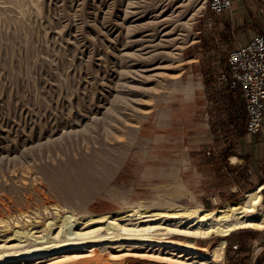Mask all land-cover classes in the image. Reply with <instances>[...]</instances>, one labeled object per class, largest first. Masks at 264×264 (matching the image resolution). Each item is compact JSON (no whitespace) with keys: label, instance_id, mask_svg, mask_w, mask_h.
<instances>
[{"label":"rangeland","instance_id":"1","mask_svg":"<svg viewBox=\"0 0 264 264\" xmlns=\"http://www.w3.org/2000/svg\"><path fill=\"white\" fill-rule=\"evenodd\" d=\"M238 6L233 0L215 15L206 0H0V242L11 249L0 264H182L134 254L127 238L26 253L51 242L33 236L20 242L14 227L42 236L47 223L35 215H49L44 206L54 203L85 215L140 202L162 208L196 200L211 209L242 202L247 190L264 185L255 136L245 129L231 136L216 125L218 138L211 143L190 100L200 66L191 48L201 41L219 44L223 66L229 51L249 40L238 38L248 35L247 22L219 25ZM181 144H213L207 155L214 174L194 175L188 154L177 151ZM109 154L118 159L112 172L81 185L84 195L96 179L95 192L83 199L57 190L61 171L73 175L76 162L96 172L95 165ZM262 192L264 201V187ZM173 238L191 239L208 252L222 236L174 233L154 241L150 252L174 250ZM225 238L224 263L264 264V228H240ZM147 243L135 245L145 249Z\"/></svg>","mask_w":264,"mask_h":264},{"label":"bare ground","instance_id":"2","mask_svg":"<svg viewBox=\"0 0 264 264\" xmlns=\"http://www.w3.org/2000/svg\"><path fill=\"white\" fill-rule=\"evenodd\" d=\"M114 112L115 111L112 113ZM106 116H108V114ZM113 117L117 118L118 116ZM116 159L117 156L113 154L103 156L99 160V163L95 165V167L98 168L96 172L90 171L82 163L76 164L75 162V172L73 175L63 174L64 170L58 175L61 178L56 180L57 190L66 198H70L75 193H78L81 196V185H83L91 177L99 178L100 182L102 180L101 175H107L109 172H112ZM236 159H238V157L233 155L232 160ZM71 172L72 171H70V173ZM99 182H97L96 179L92 180L90 183L91 185L85 190V194H82V198L84 199L86 197V193L88 195L95 192L99 187ZM263 187V184H259L247 190L242 202L237 201L211 209L204 207L196 200H193L191 205L180 204L176 202H171L166 205L162 203V205H164L162 208H159L156 205L150 207L149 204L140 202L132 204L128 206V208L116 210L114 212L96 215L86 211L84 213H89V215H85L81 212L78 213L69 207L59 205L57 203H52L53 205L50 206L49 203L50 209L43 205L44 209H46L44 212H47L49 215L43 216L41 213H38L39 215H35V217L38 218L37 221L40 224L44 225L47 223V226L42 227V230L47 231L46 233H43L42 236L36 235L35 231H32L31 229L17 228L16 226L14 228L20 242L24 240V236H33L35 239L43 237L46 239V242H51V244L44 246H34L33 248L25 251L26 253H42L57 248H66L70 245H95L105 238H127L131 242L130 249H135V252H133L134 254L158 256L161 259L172 263L226 264L224 263L225 247L227 243L225 236L240 228H264ZM27 214L25 215L29 217L30 214ZM55 217H60L58 219L60 222ZM16 218L17 217H14L17 224L19 219L16 220ZM127 221H131L132 225H128ZM93 223H97V226L87 230L86 226H89ZM53 225H56L58 230L53 237H50L48 235L51 234ZM174 233L185 235L190 238L209 237L213 234H218L222 236V239H220L212 247V249L208 250V252L198 250L199 246H197L195 241L191 239L181 240L174 238L170 240V242L176 246L174 250L169 252H157V250H153L150 252L151 249H149V247L152 246L154 241L157 239H165L167 236H170ZM59 236H62V238L59 241H54L55 237ZM141 241L148 242V245L145 249L135 245ZM1 244L2 243L0 242V259L6 256L5 251L11 250L10 248L3 247ZM15 249L16 248H14V251ZM126 253H132V251H128ZM62 259H67V256L66 258ZM59 262L60 260H56L51 264H57ZM80 262L81 260L79 263ZM76 264H78V262ZM85 264H87V262Z\"/></svg>","mask_w":264,"mask_h":264},{"label":"crops","instance_id":"3","mask_svg":"<svg viewBox=\"0 0 264 264\" xmlns=\"http://www.w3.org/2000/svg\"><path fill=\"white\" fill-rule=\"evenodd\" d=\"M239 4L238 7L232 9L230 14H226L223 17V21L219 23V25L224 26V24L228 23H239V22H247V29L244 30L247 32V36H242L239 34V40L243 42V40H248L255 32H263L264 33V0H236ZM233 32V31H232ZM199 40V38H198ZM196 40V41H198ZM191 51V57L195 61H200L199 69L196 73L197 86H195L194 94L191 97L193 113L196 119L203 120L204 127L209 131L208 136L211 140V143H215L217 140L218 131L215 129L220 125L219 129H226L225 124H219L217 121H221V119H227L230 111H231V94L225 90H222L218 87L216 80H213V76L217 74L222 69H226L227 64L221 65L220 57L221 51L219 44H215L213 46L209 45L207 42L201 41ZM238 45V44H236ZM206 67V65H208ZM221 65V68H220ZM210 67V68H209ZM225 67V68H222ZM242 101V99H241ZM236 111L239 114L245 115V110L243 107V102L239 105H236ZM218 125V126H216ZM197 127V126H196ZM146 129V128H145ZM226 131V130H225ZM182 140L185 137L184 129L181 130ZM249 135V134H248ZM251 136V135H250ZM254 137V147L255 153L257 157L260 159H264V123L261 131L255 135ZM249 139V138H248ZM203 142H201L202 144ZM197 144V146L193 145H179L177 147V151L182 154H188V158L190 160V167L195 169L194 175L199 177L200 179L205 178V174L208 176V172L211 170L214 174L215 167L211 165V157L207 155L206 150L208 148H212L211 146ZM207 155V156H206ZM208 159V160H207ZM262 164V163H261ZM213 179V178H212ZM188 181H190L188 179ZM200 184V181H196L195 183H191L192 185ZM203 183V182H202Z\"/></svg>","mask_w":264,"mask_h":264},{"label":"built area","instance_id":"4","mask_svg":"<svg viewBox=\"0 0 264 264\" xmlns=\"http://www.w3.org/2000/svg\"><path fill=\"white\" fill-rule=\"evenodd\" d=\"M210 11L223 14L233 0H206ZM222 90L240 93L246 113L245 130L249 135L259 133L264 123V33L255 32L246 43L234 46L228 53V67L216 75ZM212 153V148L206 150ZM237 247V245H235ZM261 249L264 250V241Z\"/></svg>","mask_w":264,"mask_h":264},{"label":"trees","instance_id":"5","mask_svg":"<svg viewBox=\"0 0 264 264\" xmlns=\"http://www.w3.org/2000/svg\"><path fill=\"white\" fill-rule=\"evenodd\" d=\"M229 92V91H228ZM231 94V111L227 119H221V121H217L219 124H225V127L227 129V133L231 136H235L237 132H241L243 129H245L246 124V116L241 115L238 113V109H236V105L241 106V96L240 93L237 91L229 92Z\"/></svg>","mask_w":264,"mask_h":264}]
</instances>
